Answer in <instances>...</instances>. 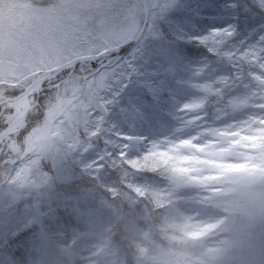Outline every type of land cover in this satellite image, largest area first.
Listing matches in <instances>:
<instances>
[{
  "label": "rangeland",
  "instance_id": "374dc122",
  "mask_svg": "<svg viewBox=\"0 0 264 264\" xmlns=\"http://www.w3.org/2000/svg\"><path fill=\"white\" fill-rule=\"evenodd\" d=\"M258 1L264 4V0ZM141 21L142 15L137 18L129 14L125 25L111 33L120 41L132 36ZM208 21L214 23L212 28L206 31L196 26L184 29L177 42L134 48L130 52L136 51L137 57L130 55L128 67L121 72H116L118 65L98 71L100 62L96 60L97 66L82 65L71 77L67 78L69 70H64L59 78L46 79L45 89L59 87L48 100V109L19 137L26 126L24 118L15 132L4 138L5 146L0 149V153L3 150L2 160L25 158L30 159V164H36L42 154L53 152L60 135L52 130L58 129L59 121L79 107L80 95L92 93L103 73L114 72L124 83L140 82L156 101L158 98L166 100L167 95L169 107L154 103L155 113L159 122L166 119L165 112L170 113L171 128L177 127V134H155L147 140L132 129L120 134L123 144L119 155L134 169L141 168L143 163L161 164V171L168 176V185L152 189L154 196L164 200L176 193L185 201L182 209L186 217L181 220L180 231H169L176 236H169L163 245L140 231L133 264H243L244 260H248L247 263L253 260L237 255V232L233 237L224 238L231 230L233 218L229 215L225 219L222 215L237 209H243L241 212L245 214V210L251 212L262 204L264 211V66L256 75L253 68L249 70L252 76L249 87H245V80L240 85L229 83L236 93L235 104L230 103L229 110L218 105L213 117L206 116L205 94L212 86L217 87L215 80L226 78L225 69L219 68L216 61H210L211 56L190 57L189 51L200 45L207 52L225 54L231 46L226 29L231 15L211 14ZM260 33L246 42V55H262L264 29ZM22 56L9 63L5 59L8 70L6 62L0 64V105H5L0 115L5 116V120L13 119L14 102L9 98L34 78L32 69L30 74L25 73L28 62L23 59L27 56ZM210 108L213 110L212 106ZM105 161V150L83 149L78 156L82 168L96 167ZM28 175L30 169L24 166L6 178L3 175L0 182V198L8 197L7 192L11 190L26 201L23 223L9 231L8 237L0 235V241L3 239L0 264H130L107 239L91 230L93 221L86 210L77 205L70 207L67 202L42 201L37 194L26 190ZM186 186L192 189L178 191ZM208 201L220 209L215 216L199 207V203ZM164 247L169 249L168 254ZM260 264L264 263L260 261Z\"/></svg>",
  "mask_w": 264,
  "mask_h": 264
},
{
  "label": "trees",
  "instance_id": "16d2710c",
  "mask_svg": "<svg viewBox=\"0 0 264 264\" xmlns=\"http://www.w3.org/2000/svg\"><path fill=\"white\" fill-rule=\"evenodd\" d=\"M241 3L247 5L241 6ZM141 7L140 0H0V64L6 60L8 63L19 60L25 55L27 57L23 60L28 62L25 73L30 74L32 69L35 77L50 66L73 57L99 53L102 48L123 40H116L112 30L125 25L129 14L141 17ZM226 13L231 15L226 28L231 46L225 54L207 52L211 56L210 61H216L219 68L225 69L226 78L215 80L217 87L212 86L206 92L203 103L208 117L218 112V105L229 110V104L234 105L236 97L229 83L240 85L245 80V87H249L252 79L249 70L253 68L256 75L264 66V37L261 39V56H249L244 52L246 42L257 38L261 35L260 30L264 29V4L258 0H148V22L140 39L108 60L99 58L98 71L109 65H118L116 72H121L128 67L130 55L137 57L136 51L130 52L134 48L177 42L184 29L195 26L206 31L214 26L208 21L211 14L221 16ZM203 49V46H196L190 49L189 56H203ZM7 62L5 68L8 70ZM87 64L97 66L96 61L78 63L67 78ZM237 73L241 76H236ZM58 88L43 89L40 94L29 97L26 126L19 137L48 109V100L53 98ZM165 97L166 100L158 98L156 101L140 82L124 83L114 72L103 73L92 93L80 95L79 107L59 121L58 129L52 130L60 135L53 152L42 154L36 164H30V159L25 158L24 161L21 158L2 160L1 151L0 182L3 175L6 178L24 166L29 167L26 190L37 194L42 201L67 202L68 205L78 203L92 218L91 230L107 239L112 248L133 264L140 231L163 245L169 236H176L169 231H180L181 220L186 217L182 209L185 201L176 193L164 200L154 196L152 189L165 183L168 185V176L161 171V164L143 163L141 168L134 169L119 155L123 144L120 134H127L132 129L147 140L155 134H177V127L171 128L173 117L170 113L165 112L166 119L161 122L155 113L154 103L169 107L167 95ZM4 106L1 104L0 109ZM0 120L3 121L0 128L10 121L1 115ZM4 142L0 143V149L4 148ZM83 149L105 150L107 161L96 167L82 168L78 156ZM190 189L192 187L186 186L178 191ZM25 205L24 199L12 204L7 196L0 198L2 237H8L9 231L23 223ZM199 207L214 216L220 211L209 201L199 203ZM242 210L222 215L225 219L229 215L233 218L231 230L224 238L233 237L237 232V255L253 259L248 263L244 260L243 264L264 263L263 204L251 212L245 210V214ZM3 225L4 228L1 227ZM164 250L168 254L169 249L164 247ZM39 257L42 259V255ZM170 257H173V252H170Z\"/></svg>",
  "mask_w": 264,
  "mask_h": 264
},
{
  "label": "water",
  "instance_id": "95a60500",
  "mask_svg": "<svg viewBox=\"0 0 264 264\" xmlns=\"http://www.w3.org/2000/svg\"><path fill=\"white\" fill-rule=\"evenodd\" d=\"M142 1V6H143V19H142V24L138 30V32L136 33V35H134L133 37L131 38H128L124 41H122L120 44H118L117 46H113V47H110L108 49H106L103 53H106V52H117L119 51L121 48L125 47L126 45L130 44V43H134L136 42L142 32L144 31V28L147 24V21H148V5H147V0H141ZM102 53V54H103ZM90 56H82L80 58H76V59H72L70 61V63L68 65L70 66H74L77 62H81V61H84V60H89ZM67 66L66 65H58V66H55L51 69H48L46 72H44L42 75L40 76H37L36 78H34L24 89L23 91L20 93V94H25L27 92H30L31 89L35 86V84L37 82H39L40 80L46 78V77H49L53 71H56V70H61L63 68H66ZM14 99V98H12ZM13 127V124H9L6 128H4V130H2L1 132V135H0V140L3 139V137L5 136L6 132L8 130H10L11 128ZM10 198H11V201L12 202H15L18 200V196L14 193H10Z\"/></svg>",
  "mask_w": 264,
  "mask_h": 264
},
{
  "label": "bare ground",
  "instance_id": "6f19581e",
  "mask_svg": "<svg viewBox=\"0 0 264 264\" xmlns=\"http://www.w3.org/2000/svg\"><path fill=\"white\" fill-rule=\"evenodd\" d=\"M39 84H36L32 90H38ZM28 93L21 94L14 100V111H13V124L15 127L12 130H16L23 122L24 113L27 107ZM11 131V130H10Z\"/></svg>",
  "mask_w": 264,
  "mask_h": 264
}]
</instances>
